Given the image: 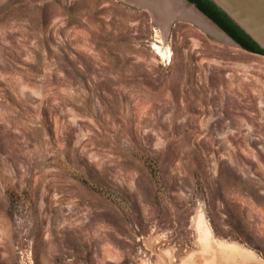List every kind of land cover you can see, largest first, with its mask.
Segmentation results:
<instances>
[{"label":"rangeland","instance_id":"obj_1","mask_svg":"<svg viewBox=\"0 0 264 264\" xmlns=\"http://www.w3.org/2000/svg\"><path fill=\"white\" fill-rule=\"evenodd\" d=\"M172 1L0 0V264H264V55Z\"/></svg>","mask_w":264,"mask_h":264},{"label":"water","instance_id":"obj_2","mask_svg":"<svg viewBox=\"0 0 264 264\" xmlns=\"http://www.w3.org/2000/svg\"><path fill=\"white\" fill-rule=\"evenodd\" d=\"M209 1L227 15L264 52V0ZM223 34L241 47L225 32Z\"/></svg>","mask_w":264,"mask_h":264},{"label":"bare ground","instance_id":"obj_3","mask_svg":"<svg viewBox=\"0 0 264 264\" xmlns=\"http://www.w3.org/2000/svg\"><path fill=\"white\" fill-rule=\"evenodd\" d=\"M135 1H137L138 3L139 2H142L144 5H146L147 7H149V9L154 13V15L156 16V18L158 19V21L161 24V26H163L164 28H168L169 25L172 23V21L176 20V19H174L175 16L173 15V13L170 12V9H172V6L173 5H176L172 0H135ZM191 9L185 10L183 12V15L185 17H187L188 19H192L194 22H196L197 24H199V26L201 28L209 31L210 33H212V34H214L216 36L221 37L218 34V32H219L223 36V39L224 40H226V41L234 44L226 35H224L221 31H219L217 28H215L214 26H212L201 15H199L196 12V10H194L193 8H191ZM195 12L198 15L195 14ZM203 237H204L203 238L204 241H207V240H205V239H207V237L204 236V235H203ZM217 248H218V246H217ZM223 248H225V247H223ZM220 249H222V247H220L219 250ZM225 249L227 250V252H228V250H230L229 252H231V254H233V256H241V257H243V253L240 250H238V248H233V247H229L228 248V247H226ZM219 252H221V251H219ZM222 253H221V255H222ZM237 264H240V262L239 263L237 262Z\"/></svg>","mask_w":264,"mask_h":264},{"label":"trees","instance_id":"obj_4","mask_svg":"<svg viewBox=\"0 0 264 264\" xmlns=\"http://www.w3.org/2000/svg\"><path fill=\"white\" fill-rule=\"evenodd\" d=\"M194 5L202 14L215 23L222 31L231 37L244 50L264 55V52L237 27L222 11L209 0H187Z\"/></svg>","mask_w":264,"mask_h":264}]
</instances>
